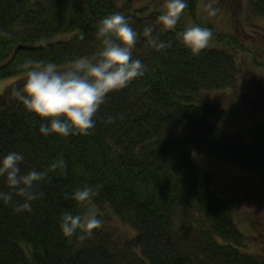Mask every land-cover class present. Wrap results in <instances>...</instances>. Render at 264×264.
<instances>
[{"label": "trees", "instance_id": "1", "mask_svg": "<svg viewBox=\"0 0 264 264\" xmlns=\"http://www.w3.org/2000/svg\"><path fill=\"white\" fill-rule=\"evenodd\" d=\"M187 1L191 12L199 0ZM246 7L264 17V0H246ZM123 10L116 0H0V31L13 33L12 39L0 37V81L16 79L0 95V156L22 153L25 170H45L59 156L67 164L65 173H50L38 187L43 196L30 213L0 204V264H264V222L256 213L261 205L248 184L251 177L264 189V69L257 61L264 39H253L250 29L238 30L240 46L229 33L215 31L213 41L222 46L199 55L176 35L189 26L182 20L175 32L161 33L172 44L164 52L151 50L141 37L134 55L147 65L145 76L110 94L87 136H43L41 121L10 94L23 86L18 65L24 58L63 68L78 56L94 55L96 25L106 15L122 13L138 32L159 28L156 15ZM243 57L252 76L244 95L252 101L237 100L227 110L220 101H207L208 94L242 79ZM247 110L254 117L249 123ZM231 121L239 128L234 135L217 124ZM196 156L235 169L238 184L220 187ZM85 184L102 186L91 207L103 227L67 243L59 218L81 211L69 197ZM239 225L248 228L247 236Z\"/></svg>", "mask_w": 264, "mask_h": 264}, {"label": "clouds", "instance_id": "2", "mask_svg": "<svg viewBox=\"0 0 264 264\" xmlns=\"http://www.w3.org/2000/svg\"><path fill=\"white\" fill-rule=\"evenodd\" d=\"M188 6L187 0H165L164 10L158 17L159 28L147 25L142 32L135 30L122 13L106 15L96 25L99 49L94 55L78 56L63 68L52 61L24 58L18 65L24 76L23 86L12 89L10 94L27 114L41 121L38 130L43 136L61 139L87 136L95 128V116L110 94L128 88L145 76L147 65L134 55L141 37L157 53L169 49L171 41L162 39L161 33L175 32ZM203 11L208 17L220 14L215 0H209ZM14 31H20L19 27ZM176 35L193 55L201 54L213 39L211 29L196 24ZM0 37L12 39L13 33L0 31ZM80 39H84L83 34ZM38 43L44 45L45 41ZM24 160L25 156L17 151L0 156V179L5 185L0 189V204L17 214L32 211L34 202L43 196L37 189L48 181L50 173L63 174L67 170L63 156L57 157L45 170H25ZM101 187L85 184L70 194L69 198L81 211H64L59 218L60 232L67 243L74 238H91L102 229L103 220L91 207Z\"/></svg>", "mask_w": 264, "mask_h": 264}, {"label": "rangeland", "instance_id": "3", "mask_svg": "<svg viewBox=\"0 0 264 264\" xmlns=\"http://www.w3.org/2000/svg\"><path fill=\"white\" fill-rule=\"evenodd\" d=\"M118 3V8H123V12L126 13H132L134 11H143L145 15H156L157 18L159 15L162 14L164 8L163 5L165 3V0H116ZM188 2V1H187ZM209 0H199L194 3V8L192 7V11L189 12L188 9L186 8L184 10V14L182 16V23L186 25H200L202 27H207L215 33V31L221 32V33H229L233 40L237 41V44L240 46L241 41L240 37L238 36V30L240 32V29L244 27V29H250L248 31V34L255 39V36H258V39H264V17H255L251 14H249L247 7H246V0H215V6L220 9V14H218L217 17H208L206 13L203 11V6L208 3ZM231 3V7H229V4ZM127 10V11H126ZM147 23V22H146ZM158 24V23H157ZM259 26V27H255ZM257 30L261 31L262 34H258ZM244 38L249 39L250 37L247 36V34L244 35ZM245 40V39H244ZM243 41V40H242ZM213 42V43H212ZM245 42V41H244ZM264 42V41H263ZM246 45V43L244 44ZM211 47H221L222 44L218 42H214L213 39L210 43ZM264 47V44H263ZM215 48V47H214ZM226 48V47H225ZM260 53L261 50H258ZM237 54L241 55V53L237 49ZM245 58H241L240 65H241V71H240V79L237 84L229 88L227 90H224L222 92H216V93H210L207 96H205V99L210 102L217 103L219 102L221 104L222 102V108L224 110H227L232 107V103L236 102L237 100L243 101V100H249L252 101V99L244 95V89H245V82H246V77L248 74L250 75V72L247 71V68L245 67ZM237 61V62H239ZM247 61V60H246ZM257 61L260 64H264V52L263 56H257ZM251 76V75H250ZM252 77V76H251ZM16 79H5L0 81V94L5 87H8L9 85H14ZM217 101V102H216ZM253 106H254V102ZM253 106H250L254 108ZM233 109V107H232ZM245 109V108H243ZM248 112V110H247ZM249 113V112H248ZM251 119H254L253 117L249 115L247 118L244 119L245 122L249 123ZM252 122V121H251ZM217 124H220L222 128L225 129V127L228 129L229 134L234 135L235 133L238 132L239 128L238 127H233L234 121L231 122H222ZM229 129L231 131H229ZM196 161L198 165H201L205 168H208L211 173L213 174L214 178L218 182L219 186H234L237 185L238 183V174L235 169L229 168L222 166L221 164L217 162H210L209 160L201 159L200 156H196ZM248 184L251 188L254 189L255 194L257 195V199L259 202V205L261 207L257 208L256 213H260L259 218L264 222V217L262 214V209L264 208V190L263 188L256 182L254 178L248 177ZM263 207V208H262ZM264 211V210H263ZM248 213H251V210H247ZM253 214L256 215V213L252 210ZM112 225L115 226L117 229V223L116 221H113L111 223ZM118 230V229H117ZM239 230L241 233H243L245 236L249 234L248 228L245 226L239 225ZM125 231V230H123ZM122 231V232H123ZM127 233V234H126ZM127 235V236H126ZM264 237V233L262 234ZM126 236V237H125ZM124 237L127 239H131V244L134 245L136 244L134 241H132V235L130 234L129 231L124 232ZM264 240V238H263ZM253 248V247H252ZM258 251L257 247L254 249V251ZM259 252V251H258Z\"/></svg>", "mask_w": 264, "mask_h": 264}]
</instances>
